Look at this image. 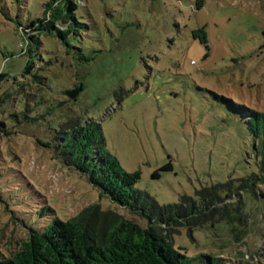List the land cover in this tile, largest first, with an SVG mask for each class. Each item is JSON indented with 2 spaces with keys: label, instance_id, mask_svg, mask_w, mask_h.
<instances>
[{
  "label": "rangeland",
  "instance_id": "rangeland-1",
  "mask_svg": "<svg viewBox=\"0 0 264 264\" xmlns=\"http://www.w3.org/2000/svg\"><path fill=\"white\" fill-rule=\"evenodd\" d=\"M49 1L0 0V122L14 133L0 138L3 254L24 238L7 205L24 219L42 203L63 220L94 203L123 212L39 144L55 142L71 120L101 123L108 152L125 172H140L136 188L160 205L198 201L203 189L254 170L251 125L239 107L264 113V0H75L79 25L67 43L44 34L22 55L16 22L41 18ZM198 29L205 35L194 38ZM28 189L43 200L33 208L24 204ZM243 197L252 216H242L245 224L209 223L194 239L182 229L177 245L228 262L264 253V210ZM238 199L232 193L229 202Z\"/></svg>",
  "mask_w": 264,
  "mask_h": 264
},
{
  "label": "trees",
  "instance_id": "trees-1",
  "mask_svg": "<svg viewBox=\"0 0 264 264\" xmlns=\"http://www.w3.org/2000/svg\"><path fill=\"white\" fill-rule=\"evenodd\" d=\"M203 5L204 2H199L197 8ZM43 8L41 18L32 19L27 25L19 20L16 22L18 33L25 42L22 55H26L30 47L40 45L44 34L57 36L66 44L74 24L79 25L75 15L78 3L75 0H51L43 4ZM64 24L68 27L62 30L59 25ZM31 31L38 34L30 36ZM192 34L194 38L205 35L203 29ZM202 43H205L203 38ZM81 59L88 61L85 57ZM32 68L33 63L29 60L24 75L29 74ZM76 89L79 91L82 87ZM239 109L248 117L243 116V120L251 125L254 170L240 179H230L203 189L198 201L181 196L178 203L166 205H160L146 192L136 188L140 172H125L119 160L108 152L101 123L90 121L82 125L74 119L62 124L55 142L47 144L39 141V144L53 150L66 167L85 175L99 190L101 198H108L125 214L103 209L100 204L94 203L74 217L63 220L50 206L42 203L43 206L35 213L32 209V212L26 213L34 214L33 217L30 215L24 219L17 217L7 205L11 216H15V226L24 233V238L9 255L0 251V264H264V253L261 251L252 253L246 261L228 262L221 255L208 252L190 255L185 248L177 245L175 239L182 234V229H186L194 239L193 231L209 223L231 224L239 221L245 224L248 220L242 219V216L252 217L246 209L245 194L250 203L264 210V194L258 195L260 188L264 187V113ZM13 134L5 123L0 122V138ZM170 169L168 164L161 171ZM157 177L156 172L153 178ZM24 188L28 187L22 186ZM26 192L25 206L33 208L43 201L32 189ZM232 193L239 197L234 204L229 202ZM35 198H38L37 203ZM219 206L221 209H218ZM261 213L258 223H263L264 213ZM253 221L251 224H254ZM234 225L233 232L236 229ZM241 254L244 256L245 252Z\"/></svg>",
  "mask_w": 264,
  "mask_h": 264
},
{
  "label": "water",
  "instance_id": "water-1",
  "mask_svg": "<svg viewBox=\"0 0 264 264\" xmlns=\"http://www.w3.org/2000/svg\"><path fill=\"white\" fill-rule=\"evenodd\" d=\"M78 95H79V91H77V90L71 91V92L69 93V97H70L71 99H76Z\"/></svg>",
  "mask_w": 264,
  "mask_h": 264
}]
</instances>
